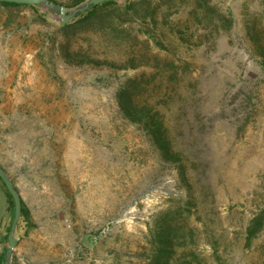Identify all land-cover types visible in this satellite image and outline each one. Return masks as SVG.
I'll return each instance as SVG.
<instances>
[{"label":"rangeland","instance_id":"374dc122","mask_svg":"<svg viewBox=\"0 0 264 264\" xmlns=\"http://www.w3.org/2000/svg\"><path fill=\"white\" fill-rule=\"evenodd\" d=\"M205 3L152 14L150 0L119 38L0 6V165L34 223L15 236L43 264H264V226L245 238L264 209V58L249 36L264 46V0ZM65 48L116 64L69 63ZM128 51L148 57L126 67ZM129 80L181 162L120 109ZM12 217L0 180L2 264Z\"/></svg>","mask_w":264,"mask_h":264},{"label":"trees","instance_id":"16d2710c","mask_svg":"<svg viewBox=\"0 0 264 264\" xmlns=\"http://www.w3.org/2000/svg\"><path fill=\"white\" fill-rule=\"evenodd\" d=\"M54 2L58 3V1L53 0ZM84 0H71L72 5H77ZM157 4L155 5L153 12L156 13L160 6H165L167 12L174 13L177 12L180 6L185 5L189 2V0H156ZM199 2L206 4V0H197ZM150 0H123L122 2L119 1H104L100 4L94 5L87 9L84 12H81L77 15V19L72 23H67L62 25L60 28L66 29L70 28L74 25L82 24L81 27L83 30H87L91 33H105L110 34L112 37L119 38L120 35L119 27H128L131 23L138 21L140 19L144 20L146 13L149 14L148 7ZM60 4V3H59ZM199 6L200 3H198ZM64 5V4H61ZM207 5V4H206ZM209 5V4H208ZM0 6L6 7H31L34 8L35 5H26V4H18L13 2H4L0 1ZM66 6V5H65ZM140 7L142 11H140ZM212 10H216L215 6L208 7ZM151 13V12H150ZM164 16V15H162ZM156 23V22H154ZM151 36V35H150ZM251 41L256 47L257 53L264 58V46L261 44V41L254 38V34L249 35ZM155 45L163 46L162 43L155 39V37L151 36ZM64 58L67 62H71L73 64H88L91 66H101V65H110L114 66L116 61H111L107 59H98L94 57L90 52L83 51V50H73L70 51L68 48L64 49ZM154 59L157 60L156 55H153ZM145 52L142 53H134L132 51H128L125 55V58L122 59L124 64L130 63L128 66H136L132 65L137 60H143L147 58ZM121 61V60H120ZM126 62V63H125ZM142 62V61H140ZM136 80H129L126 85L119 86L116 91V98L119 104L120 109L124 112L125 116L129 118L131 121L135 123H139L147 135L151 138L154 146L159 150L162 157L173 163L181 162L179 159V154L174 150L172 146V142L168 135V129L164 123L163 115L160 110L155 107L154 105H150L148 100H136L135 97V90L140 87ZM180 166V165H179ZM6 194L10 204L13 205L12 198L8 191L6 190ZM22 203V200H21ZM21 221L25 222L26 229H31L34 226V223L31 219L29 211L27 208L22 204V211H21ZM264 226V209L260 210L256 213L250 220L249 224L246 228L245 238L250 240L254 237L258 231ZM168 243H166L167 246ZM170 247H165L164 253L166 255L169 254ZM2 258V256H1ZM2 264V261L0 262ZM157 264H167V261L161 263L159 259Z\"/></svg>","mask_w":264,"mask_h":264},{"label":"water","instance_id":"95a60500","mask_svg":"<svg viewBox=\"0 0 264 264\" xmlns=\"http://www.w3.org/2000/svg\"><path fill=\"white\" fill-rule=\"evenodd\" d=\"M0 1L26 4V5H37L39 7H43L47 10L52 11L55 14V18L58 21V23L60 25H64L68 23L72 18L77 16L79 13L86 11L87 9H89L94 5L109 0H84L79 4L75 5L70 10H68V8L65 5L56 3L53 0H0ZM112 1H121V0H112ZM0 180L4 184L6 190L10 194L13 201V217L6 236L7 248L4 252V258H3V264H11L14 248L17 244V237L15 236V231L19 223V220L21 218L22 203H21L20 194L16 189V187L14 186L11 177L1 165H0Z\"/></svg>","mask_w":264,"mask_h":264},{"label":"crops","instance_id":"0c3cea01","mask_svg":"<svg viewBox=\"0 0 264 264\" xmlns=\"http://www.w3.org/2000/svg\"><path fill=\"white\" fill-rule=\"evenodd\" d=\"M27 248L22 245V239L17 238V244L14 248L11 264H43L38 255L26 251Z\"/></svg>","mask_w":264,"mask_h":264}]
</instances>
